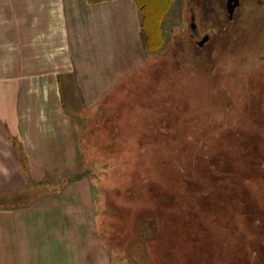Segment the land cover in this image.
I'll return each mask as SVG.
<instances>
[{
    "label": "rangeland",
    "instance_id": "rangeland-1",
    "mask_svg": "<svg viewBox=\"0 0 264 264\" xmlns=\"http://www.w3.org/2000/svg\"><path fill=\"white\" fill-rule=\"evenodd\" d=\"M138 1L144 59L95 111L74 103L63 181H87L113 264H264V0L232 18L225 0Z\"/></svg>",
    "mask_w": 264,
    "mask_h": 264
},
{
    "label": "crops",
    "instance_id": "crops-1",
    "mask_svg": "<svg viewBox=\"0 0 264 264\" xmlns=\"http://www.w3.org/2000/svg\"><path fill=\"white\" fill-rule=\"evenodd\" d=\"M140 34L134 0H0V264H113L87 181L63 180L80 162L74 103L95 111L142 63Z\"/></svg>",
    "mask_w": 264,
    "mask_h": 264
},
{
    "label": "water",
    "instance_id": "water-1",
    "mask_svg": "<svg viewBox=\"0 0 264 264\" xmlns=\"http://www.w3.org/2000/svg\"><path fill=\"white\" fill-rule=\"evenodd\" d=\"M238 6V0H228V10L230 13V16H232L234 9ZM194 28V25H192ZM208 40L207 35L203 37V39L198 43L199 46H202L206 41Z\"/></svg>",
    "mask_w": 264,
    "mask_h": 264
},
{
    "label": "trees",
    "instance_id": "trees-1",
    "mask_svg": "<svg viewBox=\"0 0 264 264\" xmlns=\"http://www.w3.org/2000/svg\"><path fill=\"white\" fill-rule=\"evenodd\" d=\"M99 1H102V0H99ZM135 2H136V5H137V7H138V10H139V12H140V14H141V12H142V9H143V7L140 5V3H139V1L138 0H134ZM164 2H167V1H169L170 2V0H163ZM151 21H153V18L151 19ZM156 23H158V22H154L153 24H156ZM154 26V25H153ZM152 26V27H153ZM154 28V27H153ZM157 29H159V24L156 26V30Z\"/></svg>",
    "mask_w": 264,
    "mask_h": 264
},
{
    "label": "flooded vegetation",
    "instance_id": "flooded-vegetation-1",
    "mask_svg": "<svg viewBox=\"0 0 264 264\" xmlns=\"http://www.w3.org/2000/svg\"><path fill=\"white\" fill-rule=\"evenodd\" d=\"M240 3H241L240 0H238V6L234 9V12H233L232 16L234 15L236 9H238V7L240 6ZM225 8H226V12L228 14V17L232 18V16H230V13H229V10H228V0H225Z\"/></svg>",
    "mask_w": 264,
    "mask_h": 264
}]
</instances>
